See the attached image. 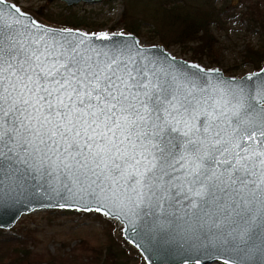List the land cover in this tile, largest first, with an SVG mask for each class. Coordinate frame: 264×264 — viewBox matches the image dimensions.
Returning a JSON list of instances; mask_svg holds the SVG:
<instances>
[{
    "label": "snow or ice",
    "instance_id": "snow-or-ice-1",
    "mask_svg": "<svg viewBox=\"0 0 264 264\" xmlns=\"http://www.w3.org/2000/svg\"><path fill=\"white\" fill-rule=\"evenodd\" d=\"M81 36L0 7V216L43 191L264 264V76L210 80Z\"/></svg>",
    "mask_w": 264,
    "mask_h": 264
},
{
    "label": "rangeland",
    "instance_id": "rangeland-1",
    "mask_svg": "<svg viewBox=\"0 0 264 264\" xmlns=\"http://www.w3.org/2000/svg\"><path fill=\"white\" fill-rule=\"evenodd\" d=\"M16 2L35 13L40 6H43L41 8L47 17H40L56 25L71 26L62 23V16L71 15L75 18V22H78L73 27L86 30H126L127 24L138 22V33L131 32L143 43L160 42L177 56L193 60L190 57L192 43L182 44L174 41L172 33L169 32L161 39L158 25L147 17V14L155 9L156 0H107L99 3H78L70 7L60 0H17ZM251 3H258L259 8H264V0H229V5L233 7L231 16L211 27L217 39L216 46L219 51L217 62L210 65L206 60L194 59L193 61H198L206 67L218 66L225 75L235 77L256 69L250 63H243L241 57L245 45L256 46L259 42L258 33L248 29V24L242 17L246 6ZM51 211L38 210L23 215L10 230H3V232L16 235L14 228L32 230L36 236V244L31 249L42 254L49 253L56 256L74 254L81 257L90 254L91 251L87 249L92 246L101 247L103 256L104 253L106 254L105 248L108 241L106 231L110 229L112 233L111 222L99 214L97 216L96 213ZM113 239L119 247L122 246L116 238ZM115 248L117 249L116 246ZM121 260H127V264H138L137 257L129 255L127 251L121 255Z\"/></svg>",
    "mask_w": 264,
    "mask_h": 264
},
{
    "label": "trees",
    "instance_id": "trees-1",
    "mask_svg": "<svg viewBox=\"0 0 264 264\" xmlns=\"http://www.w3.org/2000/svg\"><path fill=\"white\" fill-rule=\"evenodd\" d=\"M156 2L155 9L151 10L147 17L158 25L156 26L161 32L160 38L165 37L168 32L172 33L174 41L193 44L190 54L193 60H206L210 65L216 63L219 51L211 27L231 16L233 7L229 5V0H156ZM41 7L43 6H40L36 13L47 17ZM242 17L246 20L248 29L255 30L259 38L256 46L245 45L241 53L242 61L258 68L264 62V8H259L258 3L248 4ZM62 23L76 26L78 22H75L73 16L64 15ZM137 25L138 22L137 24L131 22L125 28L138 33ZM13 231L16 235L0 229V264H127V260H121V255H124L126 250L115 243L110 229L106 231L108 241L104 256L101 247L92 246L87 249L91 253L81 257L74 254L56 256L35 252L31 249L36 244V236L32 230L14 228ZM115 246L117 249H114ZM110 254L112 256H109Z\"/></svg>",
    "mask_w": 264,
    "mask_h": 264
},
{
    "label": "water",
    "instance_id": "water-1",
    "mask_svg": "<svg viewBox=\"0 0 264 264\" xmlns=\"http://www.w3.org/2000/svg\"><path fill=\"white\" fill-rule=\"evenodd\" d=\"M51 1V0H48ZM66 4V6H74L78 3H99L107 0H60ZM8 13V18L15 21L19 18L22 23H27L28 19H33L42 26H47L51 29L62 30L71 29L74 32L87 34V37L81 36L80 39H86L88 43L95 45L109 44L112 39L120 37L121 39H127L129 41H137V47L142 50H146L153 55L159 56L163 53L164 56L170 60L178 63L181 67H184L185 72H195L200 76H206L212 80L216 76H222L225 80H232L234 83H245L250 85L252 81L246 80L247 77L252 76L256 79L259 76H264V63L260 67L246 72L240 77L225 75L223 70L218 66L206 67L198 61L187 60L177 56L171 52L160 42H153L145 44L138 36L132 32L126 30H86L81 27L56 25L46 22L37 13L28 10L21 6L19 3L12 0H4V5ZM19 8L20 13L15 11ZM23 14H26L23 15ZM101 34H107L110 40L98 39ZM121 34H123L121 36ZM57 205H68L59 207ZM95 208V205H91ZM38 210H65L76 213H96L101 215L104 219L113 224L112 235L116 238L124 247L129 255L135 256L138 259V264H226V258L229 253L217 254L215 248H209L207 245L203 247L194 248L191 246V241H185L179 237H169L168 239H161L155 234H146L143 229L139 227V222L136 225L132 224L133 218L129 216L120 217L105 215L103 212L98 211H85L83 210V204L73 199H61L55 194L46 195L41 191L38 195L21 197L11 208L0 216V229L10 230L23 215L33 213ZM227 264H231V261H227Z\"/></svg>",
    "mask_w": 264,
    "mask_h": 264
}]
</instances>
